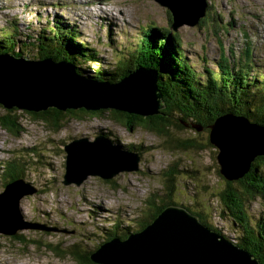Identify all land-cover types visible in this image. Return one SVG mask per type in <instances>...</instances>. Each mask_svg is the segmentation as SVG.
I'll return each instance as SVG.
<instances>
[{
  "label": "rangeland",
  "instance_id": "1",
  "mask_svg": "<svg viewBox=\"0 0 264 264\" xmlns=\"http://www.w3.org/2000/svg\"><path fill=\"white\" fill-rule=\"evenodd\" d=\"M99 2L98 6L92 0H0V37L14 35L17 39L15 50L22 43L24 52L32 56L33 52L23 47L28 41L26 34L34 36L35 31L44 27L45 19L50 20L53 16L74 22L83 38L99 52L100 63L87 58V62L75 61V67L66 59L58 58V61L66 60L83 76L85 69L91 75L96 71L103 72L101 80L116 78L115 75L120 73H114L115 66H120L124 73L126 67L136 61L134 49L140 51L141 29L158 26L168 31V14L170 19L171 14L154 0ZM207 2L204 15L207 17L203 22L171 31L180 36L186 59L199 73L203 69L200 59L206 60L208 67L215 70L216 61L222 54L232 55L230 60L237 59L232 61L233 64L244 65L243 52L250 46L255 65L249 73L264 75V0ZM33 47L36 49L35 45ZM161 65L167 66L166 62ZM139 66H133L130 71ZM107 69L110 76H104ZM72 109L80 110L75 113L76 117H65L63 122L61 115L53 118L62 125L57 130L50 119L33 118L21 109H8L0 104V121L3 116H8V121L18 122L15 124L18 132L0 126V163L19 154L26 164L20 177L14 179L0 171V191L4 188L13 191L18 184L24 185L25 193L30 194L21 196L18 203L24 221H39L60 229L34 231L23 228L15 232L17 237L0 232V264H77L68 254L72 244H78L80 251H93L97 242H103L110 227H114L116 233L136 232L141 226L139 218L153 212V203L158 205L162 196L169 201V192L171 202L202 212L212 225L221 224L229 229L233 226L240 235L241 227L233 225L230 217L218 213L219 209L224 210L225 202L218 191L225 181L217 170L216 152L198 151L187 145L190 137L202 142L200 138L204 135H197L188 127L169 128L168 136L158 135L142 126L129 130L114 118L113 108L100 109L96 113L81 111L84 107ZM44 115L50 117L47 113ZM80 136L88 140L94 136H109L111 142L136 151L140 156L138 169L120 172L109 180L88 176L79 184L64 185L61 182L65 161L63 144ZM91 150L117 152L101 147L80 152ZM166 179L171 180L174 188L170 189ZM11 181L16 183L9 185ZM263 204L258 198L247 202L245 209L250 222L254 223L263 213ZM54 247L61 253L53 250Z\"/></svg>",
  "mask_w": 264,
  "mask_h": 264
},
{
  "label": "water",
  "instance_id": "2",
  "mask_svg": "<svg viewBox=\"0 0 264 264\" xmlns=\"http://www.w3.org/2000/svg\"><path fill=\"white\" fill-rule=\"evenodd\" d=\"M154 1L171 14L170 33L183 25H197L207 9V0ZM157 81L156 70L144 66L136 67L119 80L108 81L83 76L66 60L29 59L0 51V104L8 109L113 108L140 116L162 115L164 101ZM182 124L195 131L203 129L197 121ZM207 129L208 142L217 150L218 172L227 181L243 177L254 159L264 155V126L244 115L219 114L207 124ZM96 147L117 152H80ZM63 150L64 185L79 184L88 176L109 180L120 172L138 169L139 154L112 144L106 137H74L63 145ZM12 183L16 182L9 185ZM6 189L0 191L2 234L13 235L23 228L60 231L39 221H24L18 203L21 196L30 194L25 193L21 184L13 191ZM141 229L127 233L123 239L115 236L103 241L89 259L95 264H259L247 249L204 224L182 205H167Z\"/></svg>",
  "mask_w": 264,
  "mask_h": 264
},
{
  "label": "trees",
  "instance_id": "3",
  "mask_svg": "<svg viewBox=\"0 0 264 264\" xmlns=\"http://www.w3.org/2000/svg\"><path fill=\"white\" fill-rule=\"evenodd\" d=\"M208 7H210V5ZM206 17L200 19V23L203 22ZM168 21L170 24L171 19L169 18V14ZM43 26V28L34 32V36L26 34L28 41L23 47L33 52V58L47 56L56 59H66L75 67L77 66L75 61H78V63L87 62V58L100 63L99 52L94 47H91L83 38L79 27H77L75 23L68 20H60L53 16L50 20L45 19ZM75 27L77 29H75ZM166 29L158 26H149L145 29L142 28L140 34V51L138 52V49H134V52H137L136 61L131 62L126 67V72L124 73L120 66H115L114 73H120V75H115L116 78L105 79L108 81H116L122 75L129 72L133 66L144 65V67L155 69L158 71L157 86L162 93L164 101L162 109L163 114L140 116L131 113L123 114V112L111 110L116 120L121 121L129 130H133L135 126H142L156 132L158 135L164 136L169 135V128L177 127L185 129L182 122L190 123V120L200 122L203 125V129L201 132H196V134L204 135V137L200 138L202 142L190 137V141H188L187 145L195 147L198 151L211 150L212 154L217 152V150L208 142L207 124L211 123L217 115L226 112H234L239 115H244L248 117L250 121L264 126V75L255 73L257 74L256 76L253 73H249L252 71V66L255 65L251 58L250 46L245 48L243 52L242 58L245 60L244 65L233 64L232 61L234 60H230L228 55L222 54L216 61L215 70L203 67L202 73H199L182 52L180 36H177L176 33H170L169 30L167 31ZM16 41L17 39H15L14 35L1 36L0 51L14 53L15 55H24L25 52L22 49V43L19 44L18 48L15 50L14 44H16ZM33 45L36 46V49ZM51 46H55V48H50ZM221 48L220 45V49ZM230 56L232 57V55ZM162 62H166L167 66L161 65ZM158 66L162 68H158ZM110 72L113 73L111 70ZM84 73L86 74L85 76L93 79H103V72L101 71H96L95 74L91 75L84 69ZM106 75L110 76L108 74V69L105 71L104 76ZM79 111V109H67L66 111H62L49 107L44 113H42V111L39 113L30 111L24 112L33 118L50 119L54 128L59 130L62 125L58 124L53 119L56 115H61L63 117L61 122H63L65 117H76L75 113ZM81 111L87 112V110ZM89 112L96 113L93 111ZM45 113L50 117L44 115ZM8 120V116H3L0 121V126L10 132H18L16 126L18 122L16 120L13 122ZM106 137L110 142L113 141L111 137ZM111 143H115V145L118 144L117 146L124 149L123 145H119L121 143ZM183 145H185V143H183ZM7 159L8 158H6V161L4 160L0 163L1 173L3 172V175L10 179H14L21 175L20 172L23 171L24 167L26 168V164L20 160V155L16 154L14 158L10 157L8 160ZM183 172H185V170ZM190 175H192V172H190ZM166 180L169 181V186H171L170 189H172V187L174 188V186L170 184L171 180ZM224 181L225 183L218 191L225 202L224 210L219 209L218 213L222 217H230L233 225L241 227L242 231L239 236L233 226L229 229L228 226L225 227L221 224L212 225L205 220L202 212L193 211L189 207H185L196 214L204 224L218 231L240 247L247 249L252 256L258 259L259 264H264V211L256 221L252 223L245 209L250 199L258 198L264 203V155L257 156L252 162L250 170L240 179L234 181H227L224 179ZM167 195L169 201H165L162 196L159 198L160 203L158 205L153 203V212H149L145 218H139V224L141 223V226H139L137 230L144 228L164 207L175 204L170 201L169 196L172 194L169 192ZM150 204H152V202H150ZM175 205L179 204L177 203ZM113 228L114 227L108 228L109 231L106 233L107 236L105 235V237H103V241L115 236L124 238L125 233H123V231L121 233H116L113 232ZM16 234L17 233L13 234V237H17L18 235ZM18 238L22 239V237ZM100 243L102 242H97L91 250L94 251ZM68 249V254H71V257H73L77 264H95L89 259L93 251H89V249L84 252L80 251L78 244H72ZM53 250H57V253H61L56 247H54Z\"/></svg>",
  "mask_w": 264,
  "mask_h": 264
},
{
  "label": "bare ground",
  "instance_id": "4",
  "mask_svg": "<svg viewBox=\"0 0 264 264\" xmlns=\"http://www.w3.org/2000/svg\"><path fill=\"white\" fill-rule=\"evenodd\" d=\"M93 1V3L95 4H97L98 6L100 5V2H99V0H92ZM80 5H82V4H80ZM82 12H86V11H84V10H81ZM88 13V12H87ZM206 14V13H205ZM204 17V16H203ZM202 17V18H203ZM201 19V18H200ZM71 22V21H70ZM72 23H74V22H72ZM76 25V24H75ZM77 27H78V25H76ZM75 29H77L76 27H75ZM260 35V34H259ZM122 38V37H121ZM136 49V48H135ZM254 51V50H253ZM24 55L27 57V58H29V59H32L33 57L32 56H29V54H27V53H24ZM45 57H47V56H45ZM233 57V56H232ZM49 58H51V57H49ZM231 58V57H230ZM232 60H236L235 58L234 59H232ZM200 61L203 63L202 65H203V67H205V68H208V69H210V70H212V67H208V65H207V61L206 60H201L200 59ZM163 109V108H162ZM161 109V110H162ZM23 111H30V112H41L42 110H38V111H33V110H26V109H22ZM160 110V108L158 109V112H160L161 111ZM45 111V110H44ZM162 113V112H161ZM191 128V127H190ZM192 129V128H191ZM194 130V129H193ZM195 131V130H194ZM202 131V130H201ZM200 131V132H201ZM196 132H198V131H196ZM195 132V133H196ZM208 139V138H207ZM209 141V140H208ZM15 234V233H14Z\"/></svg>",
  "mask_w": 264,
  "mask_h": 264
},
{
  "label": "clouds",
  "instance_id": "5",
  "mask_svg": "<svg viewBox=\"0 0 264 264\" xmlns=\"http://www.w3.org/2000/svg\"><path fill=\"white\" fill-rule=\"evenodd\" d=\"M50 108H52V107H50ZM66 110H67V109H66ZM66 110H65V111H66ZM74 110H76V109H74ZM87 111H88V110H87ZM97 111H100V109H99V110H93V112H97ZM117 111H118V110H117ZM90 140H92V139H90ZM61 182H62V180H61ZM126 234H127V233H126ZM126 234H125V235H126ZM124 237H125V236H124ZM122 239H123V238H122Z\"/></svg>",
  "mask_w": 264,
  "mask_h": 264
},
{
  "label": "flooded vegetation",
  "instance_id": "6",
  "mask_svg": "<svg viewBox=\"0 0 264 264\" xmlns=\"http://www.w3.org/2000/svg\"><path fill=\"white\" fill-rule=\"evenodd\" d=\"M139 230V229H138Z\"/></svg>",
  "mask_w": 264,
  "mask_h": 264
}]
</instances>
